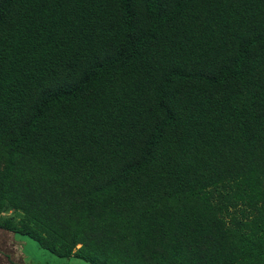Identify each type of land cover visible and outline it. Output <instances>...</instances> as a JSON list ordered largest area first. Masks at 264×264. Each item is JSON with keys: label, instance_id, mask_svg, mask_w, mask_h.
Returning <instances> with one entry per match:
<instances>
[{"label": "trees", "instance_id": "16d2710c", "mask_svg": "<svg viewBox=\"0 0 264 264\" xmlns=\"http://www.w3.org/2000/svg\"><path fill=\"white\" fill-rule=\"evenodd\" d=\"M0 229L264 264V0H0Z\"/></svg>", "mask_w": 264, "mask_h": 264}, {"label": "rangeland", "instance_id": "374dc122", "mask_svg": "<svg viewBox=\"0 0 264 264\" xmlns=\"http://www.w3.org/2000/svg\"><path fill=\"white\" fill-rule=\"evenodd\" d=\"M71 261L86 264L75 258ZM25 263L61 264L51 252L40 247L35 240L0 229V264Z\"/></svg>", "mask_w": 264, "mask_h": 264}]
</instances>
